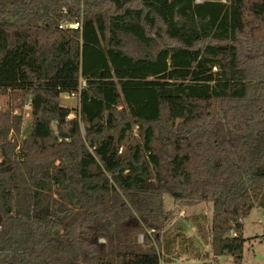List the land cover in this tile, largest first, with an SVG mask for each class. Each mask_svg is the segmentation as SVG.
Segmentation results:
<instances>
[{
  "label": "trees",
  "instance_id": "trees-1",
  "mask_svg": "<svg viewBox=\"0 0 264 264\" xmlns=\"http://www.w3.org/2000/svg\"><path fill=\"white\" fill-rule=\"evenodd\" d=\"M8 89L32 123L13 140L0 109V264H160L180 210L210 200L200 236L242 264L264 209V0H0Z\"/></svg>",
  "mask_w": 264,
  "mask_h": 264
},
{
  "label": "rangeland",
  "instance_id": "rangeland-1",
  "mask_svg": "<svg viewBox=\"0 0 264 264\" xmlns=\"http://www.w3.org/2000/svg\"><path fill=\"white\" fill-rule=\"evenodd\" d=\"M63 96L77 98L74 94ZM29 97L27 96L26 100L22 98L20 90H0V109L7 110L16 118L17 126L10 135L13 140H27L31 130L32 113L31 106H28ZM163 205L166 209L174 207L170 194L163 195ZM213 209V202L210 200L198 206L183 207L180 210L181 229L172 230L176 238L171 245L170 255L163 254L160 264H234V258L230 254L214 258L211 245L204 244L205 240L200 236V233L204 234L208 231ZM201 225L203 229L200 230ZM242 235L245 238L241 254L242 264H264L263 208L254 207L244 218ZM141 240L142 236H140Z\"/></svg>",
  "mask_w": 264,
  "mask_h": 264
},
{
  "label": "water",
  "instance_id": "water-1",
  "mask_svg": "<svg viewBox=\"0 0 264 264\" xmlns=\"http://www.w3.org/2000/svg\"><path fill=\"white\" fill-rule=\"evenodd\" d=\"M60 101L65 106L76 107L79 100L76 97H62Z\"/></svg>",
  "mask_w": 264,
  "mask_h": 264
},
{
  "label": "built area",
  "instance_id": "built-area-1",
  "mask_svg": "<svg viewBox=\"0 0 264 264\" xmlns=\"http://www.w3.org/2000/svg\"><path fill=\"white\" fill-rule=\"evenodd\" d=\"M76 26V25H73ZM61 27H63V25H61ZM85 85V81L82 80V86ZM28 106H30V102L28 103Z\"/></svg>",
  "mask_w": 264,
  "mask_h": 264
}]
</instances>
